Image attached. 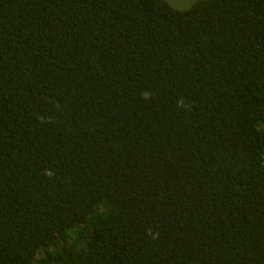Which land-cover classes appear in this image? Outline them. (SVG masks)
<instances>
[{"label": "trees", "instance_id": "obj_1", "mask_svg": "<svg viewBox=\"0 0 264 264\" xmlns=\"http://www.w3.org/2000/svg\"><path fill=\"white\" fill-rule=\"evenodd\" d=\"M264 0H0V264H264Z\"/></svg>", "mask_w": 264, "mask_h": 264}, {"label": "rangeland", "instance_id": "obj_2", "mask_svg": "<svg viewBox=\"0 0 264 264\" xmlns=\"http://www.w3.org/2000/svg\"><path fill=\"white\" fill-rule=\"evenodd\" d=\"M173 8L178 10H184L189 8L197 0H165Z\"/></svg>", "mask_w": 264, "mask_h": 264}, {"label": "built area", "instance_id": "obj_3", "mask_svg": "<svg viewBox=\"0 0 264 264\" xmlns=\"http://www.w3.org/2000/svg\"><path fill=\"white\" fill-rule=\"evenodd\" d=\"M264 164V163H263Z\"/></svg>", "mask_w": 264, "mask_h": 264}]
</instances>
